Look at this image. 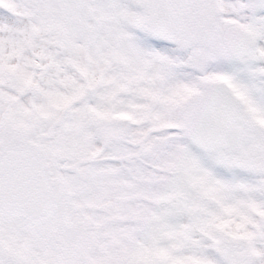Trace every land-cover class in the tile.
<instances>
[{"label": "snow or ice", "instance_id": "1", "mask_svg": "<svg viewBox=\"0 0 264 264\" xmlns=\"http://www.w3.org/2000/svg\"><path fill=\"white\" fill-rule=\"evenodd\" d=\"M0 264H264V0H0Z\"/></svg>", "mask_w": 264, "mask_h": 264}]
</instances>
